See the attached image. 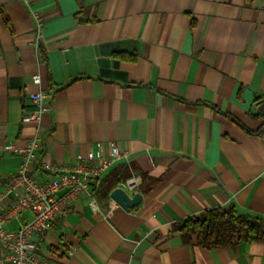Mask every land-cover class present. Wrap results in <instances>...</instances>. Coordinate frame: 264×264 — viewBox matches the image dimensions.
Returning a JSON list of instances; mask_svg holds the SVG:
<instances>
[{
    "label": "crops",
    "instance_id": "0c3cea01",
    "mask_svg": "<svg viewBox=\"0 0 264 264\" xmlns=\"http://www.w3.org/2000/svg\"><path fill=\"white\" fill-rule=\"evenodd\" d=\"M35 74L49 105L36 177L117 145L130 175L157 179L130 210L91 181L40 238L48 264H264V243L207 249L172 231L214 207L264 219V130L222 114L250 131L264 124V0H0V192L33 134L21 118Z\"/></svg>",
    "mask_w": 264,
    "mask_h": 264
},
{
    "label": "built area",
    "instance_id": "2783aa9c",
    "mask_svg": "<svg viewBox=\"0 0 264 264\" xmlns=\"http://www.w3.org/2000/svg\"><path fill=\"white\" fill-rule=\"evenodd\" d=\"M23 1L28 3V0ZM33 19L37 45L42 36L44 21L36 13ZM32 82L38 88L29 94L31 109L22 116L21 123L31 126L33 134L20 151L17 172L9 177L4 191L0 192V249L6 264H48L37 253L40 238L71 207L78 194L88 192L91 181L104 176L115 163L129 162V153L117 145L109 146L107 151L100 146L97 151H89L86 156L77 157L66 169L46 163L42 170L51 176L45 180L36 177L31 167L40 149V125L49 111V105L48 94L41 88L40 75H33ZM140 183V176L131 173L130 178L117 187L132 195L138 192ZM61 190L67 191L60 196ZM24 211L31 212L33 218L25 220L16 230H8L5 227L7 221ZM69 254L72 255V252Z\"/></svg>",
    "mask_w": 264,
    "mask_h": 264
},
{
    "label": "trees",
    "instance_id": "16d2710c",
    "mask_svg": "<svg viewBox=\"0 0 264 264\" xmlns=\"http://www.w3.org/2000/svg\"><path fill=\"white\" fill-rule=\"evenodd\" d=\"M75 17L80 23L88 22L87 19H82L79 14H76ZM4 21L8 25L7 19ZM40 54L42 60L46 61L45 54L43 52ZM121 58L129 61L135 60L134 56L122 55ZM216 112L219 111L216 110ZM222 114L247 134L260 136L264 130L263 124L257 131H250L232 116ZM130 176L126 166L122 163L114 171L104 174L100 177L101 179H96V181L99 180V183L94 194L104 198L118 184L128 180ZM156 183L157 179H152L145 174L142 175L141 192L149 193ZM172 231L178 233L184 242L207 249L234 248L243 243H264V219L258 216L240 214L234 206L210 208L203 211L199 217H187L179 220L173 224Z\"/></svg>",
    "mask_w": 264,
    "mask_h": 264
},
{
    "label": "water",
    "instance_id": "95a60500",
    "mask_svg": "<svg viewBox=\"0 0 264 264\" xmlns=\"http://www.w3.org/2000/svg\"><path fill=\"white\" fill-rule=\"evenodd\" d=\"M110 198L124 210H130L142 201V195L139 192L129 195L125 190L118 187L110 192Z\"/></svg>",
    "mask_w": 264,
    "mask_h": 264
}]
</instances>
